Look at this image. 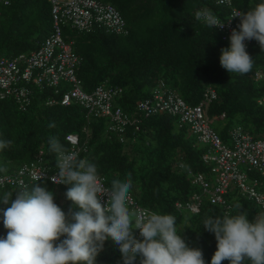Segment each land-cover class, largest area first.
Returning a JSON list of instances; mask_svg holds the SVG:
<instances>
[{"label": "trees", "instance_id": "16d2710c", "mask_svg": "<svg viewBox=\"0 0 264 264\" xmlns=\"http://www.w3.org/2000/svg\"><path fill=\"white\" fill-rule=\"evenodd\" d=\"M114 5L127 24L128 34L116 35L103 30L77 33L65 28V37L74 42V49L82 57L78 77L83 89L91 93L97 86L117 87L121 92L113 99V106L124 114L138 119V125L125 130L123 142L119 134L109 129L110 118L87 117L79 104L46 106L48 98H60L51 89H33V101L22 111L13 98L0 99V140L12 143L0 150V177H15L19 169L34 160L39 149L45 151V161L55 171L57 156L49 149L48 140L55 136L71 150L67 135L79 136L78 158H87L96 164L98 174L121 181L130 175L131 194L142 208L159 214H172L176 218L178 233L190 247L202 250L205 264H210L216 251L213 233L204 230L206 217L236 214V203L243 206L249 220L264 214L241 192H229L227 206L208 202L200 214L178 209L177 202L186 203L191 195L201 192L193 183L194 176L214 179L204 163L206 148L193 140L188 126H180L178 116L157 112L145 116L138 111L139 101L152 99L163 83L175 91L188 105L195 106L204 100L207 88H213L217 98L208 105L212 127L224 142L229 130L241 126L255 138L264 137V50L250 44L246 51L253 58V68L247 74L229 73L221 67V48L230 46L223 41L216 28H209L195 19V13L210 10L225 19L230 8L217 5L216 0H97ZM261 0H234V6L243 12L255 7ZM52 17L49 0H12L9 6H0V51L12 48L16 56L37 48L51 32ZM11 56V57H12ZM261 102V103H260ZM225 114V118L221 116ZM224 126L217 128V122ZM54 124V127H49ZM138 127V128H136ZM87 131L84 132L83 129ZM46 186L54 194V202L65 213L69 208L78 211L66 199L71 184L55 185L48 180L31 183ZM21 190L17 185L0 186V198L5 191ZM181 204V207L183 205ZM0 203V209H4ZM7 234L0 211V237ZM96 264H123L121 253L111 240L104 242ZM135 264H139V257ZM222 264H229L223 261ZM245 264L250 262L245 261Z\"/></svg>", "mask_w": 264, "mask_h": 264}, {"label": "clouds", "instance_id": "9594fccd", "mask_svg": "<svg viewBox=\"0 0 264 264\" xmlns=\"http://www.w3.org/2000/svg\"><path fill=\"white\" fill-rule=\"evenodd\" d=\"M233 17L240 20L239 31L232 30L230 46L221 48L219 61L231 74H247L253 68V58L244 41L255 39L264 50V0ZM195 19L213 29H222L225 24L207 9L197 11ZM11 143L0 140V150ZM48 144L57 156L58 174L52 181L72 185L65 196L78 211L69 208L65 213L54 202V194L39 184L30 191H16L15 199L12 192L5 191L0 203L7 207L0 211L7 234L0 237V264H96L106 240L118 246L123 264H135L137 257L139 264H205L202 250L190 247L178 233L175 216L129 206L133 187L130 175L124 181L112 179L105 187L96 164L78 158L75 151L69 152L55 136L49 137ZM193 195L175 206L187 209L185 205ZM102 196L108 197L106 205L101 202ZM205 202L210 203L204 200L203 205ZM234 208L240 211L203 220L204 230L213 233L216 240L210 264H264V214L249 220L241 204L236 203ZM201 210L189 211L200 214ZM135 229L142 239L135 237Z\"/></svg>", "mask_w": 264, "mask_h": 264}, {"label": "built area", "instance_id": "2783aa9c", "mask_svg": "<svg viewBox=\"0 0 264 264\" xmlns=\"http://www.w3.org/2000/svg\"><path fill=\"white\" fill-rule=\"evenodd\" d=\"M11 1L0 0V6H9ZM49 1L52 28L48 37L38 42L37 48L30 52L12 57L0 56V99L13 98L19 108L25 111L33 101L32 86L40 90L51 89L60 98H48L46 106H70L75 103L86 110L89 118H110L109 129L119 134V140L123 142L121 135L125 130L129 126L138 125L140 121L113 106V99L121 92L120 88L100 85L91 93L83 89L82 80L78 77L82 57L75 51L74 42L66 39L65 28L77 33L88 34L103 30L110 34L126 35V21L117 8L109 3L97 0ZM216 4L231 10L225 19L219 18L225 22L224 27L216 28L222 34L223 41L230 44L231 32L233 29L239 31L237 26L240 23L239 18L233 16L243 11L234 6V0H216ZM244 43L246 48L252 43L260 47L255 39L245 40ZM255 77L260 80L264 74L258 71ZM203 97L204 100L198 105H188L175 91H169L162 83L152 99L137 103L138 111L145 116L155 115L157 112L178 116L179 125L188 126L191 133L197 136L198 142L206 148L202 158L211 169L214 179H207L202 174L194 176L193 183L200 186L202 193L193 195L185 207L193 213H199L204 200H208L214 205L227 206L229 210L226 196L229 192L238 190L264 209V137L255 138L243 127L237 126L229 131L230 144L224 142L212 127V120L207 113L208 105L217 98V93L209 87ZM221 118H225V114ZM83 131L86 132L87 129L84 128ZM66 140L71 145L69 152L75 151L79 156V136L69 134ZM57 174V167L52 171L46 164L45 151L39 149L34 160L22 166L17 176L0 177V186L11 184L26 189L35 182L48 180L53 183L52 177ZM100 178L107 187L105 177ZM107 200V196L101 197L102 204L106 205ZM129 206L134 210H148L140 207L131 193ZM178 207L181 208V205ZM134 235L137 239H142L138 229L134 230Z\"/></svg>", "mask_w": 264, "mask_h": 264}, {"label": "rangeland", "instance_id": "374dc122", "mask_svg": "<svg viewBox=\"0 0 264 264\" xmlns=\"http://www.w3.org/2000/svg\"><path fill=\"white\" fill-rule=\"evenodd\" d=\"M14 50L12 48H4L0 51V56H4V57H11L14 54ZM217 128H221V126H224V122H217L216 123ZM214 127V126H213ZM230 131V130H229ZM193 140H195V142L199 145H203L201 143L198 142L197 140V136L193 134ZM230 144V141H228ZM204 146V145H203ZM242 169H245L243 166L241 167Z\"/></svg>", "mask_w": 264, "mask_h": 264}]
</instances>
